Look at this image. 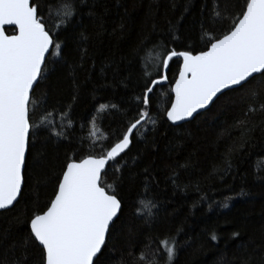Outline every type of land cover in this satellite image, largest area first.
Here are the masks:
<instances>
[{"label":"trees","instance_id":"obj_1","mask_svg":"<svg viewBox=\"0 0 264 264\" xmlns=\"http://www.w3.org/2000/svg\"><path fill=\"white\" fill-rule=\"evenodd\" d=\"M57 2L35 0L62 56H48L34 96L54 113L71 105L73 127L66 140L43 129L31 140L22 195L0 210V264H41L29 221L52 198L67 157L98 154L122 137L168 50H206L229 26L213 15L217 0H81L57 31L61 20L49 14ZM243 2L218 0L222 15L238 12ZM180 64L169 62L168 81L151 94L150 120L117 158L121 172L109 168L105 177L107 183L121 177L123 202L105 264H145L141 253L153 258L165 237L176 240L171 264H264V78L224 92L192 120L172 125L166 111ZM101 103L118 108L98 113ZM40 116L38 108L34 119ZM145 197L155 203L151 216L138 214ZM158 259L165 264L162 251Z\"/></svg>","mask_w":264,"mask_h":264},{"label":"snow or ice","instance_id":"obj_2","mask_svg":"<svg viewBox=\"0 0 264 264\" xmlns=\"http://www.w3.org/2000/svg\"><path fill=\"white\" fill-rule=\"evenodd\" d=\"M80 2L58 0L54 8L49 6V14L54 12L61 20L54 25L57 31L68 26ZM213 15L229 22L227 31L210 38L206 50L196 54L191 50L167 51L160 65L163 71L158 79L145 83L137 98L143 107L122 137L98 154L93 151L80 158L67 157L52 198L34 211L29 221V235L40 248L41 264H105L107 244L123 207L117 190L121 177L115 175L113 183H107L105 177L109 168L121 172L117 158L123 159L134 133L150 120V96L157 85L168 81L170 61L182 59L171 88L174 99L166 111L172 124L192 118L225 89L245 87L257 77L264 78V0H244L238 12L225 11L223 15L217 0ZM6 26H12L11 34ZM81 37L87 39L83 33ZM50 55L61 57L62 45L46 28L35 0H0V210L14 206L22 195L29 145L37 131L47 130L66 140V130L73 127L71 105L54 113L34 96L35 87L46 78ZM38 108L41 116L37 120ZM117 108L115 103H101L97 112ZM95 120L91 121L93 128ZM154 208V201L145 197L138 214L151 216ZM211 239L215 241L216 235ZM159 245L153 258L142 252L139 259L145 264H160L162 251L165 264H171L176 254L175 238L165 237Z\"/></svg>","mask_w":264,"mask_h":264},{"label":"water","instance_id":"obj_3","mask_svg":"<svg viewBox=\"0 0 264 264\" xmlns=\"http://www.w3.org/2000/svg\"><path fill=\"white\" fill-rule=\"evenodd\" d=\"M6 28H12V26H6ZM50 51H52V50H50ZM196 54V53H195ZM48 58V57H47ZM181 63H182V59H181ZM178 76V75H177ZM173 85H174V82H173V84H172V87H173ZM237 87H239V86H237ZM236 87V88H237ZM232 89H234V88H232ZM228 90H231V89H225L222 93H218L217 94V96L213 99V102L221 95V94H223L224 92H226V91H228ZM172 99H174V94L172 93ZM212 102V103H213ZM212 103H210L206 108H204V109H200L197 113H194L193 114V117L192 118H189L188 120H185V121H179V122H177L176 124H172L170 121H168V122H170L172 125H179V124H182V123H185V122H188V121H190V120H192L196 115H198V114H200V113H202V112H204V111H206L211 105H212ZM169 108H170V106H169ZM166 119H167V117H166ZM131 145V144H130ZM23 187V186H22ZM4 210V209H3Z\"/></svg>","mask_w":264,"mask_h":264}]
</instances>
